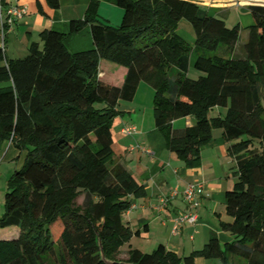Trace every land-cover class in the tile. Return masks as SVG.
<instances>
[{
    "label": "trees",
    "instance_id": "obj_1",
    "mask_svg": "<svg viewBox=\"0 0 264 264\" xmlns=\"http://www.w3.org/2000/svg\"><path fill=\"white\" fill-rule=\"evenodd\" d=\"M46 1L60 8L59 0ZM110 1L124 11L120 26L101 19L100 0L71 24V34L91 26V50L70 52L67 35L54 30L22 59H8L0 47V84H7L0 88V152L9 141L27 153L7 183L0 216V229L18 227L20 235L0 240V264H106L101 250L121 261L122 247L140 234L123 216L147 191L117 163L113 125L118 104L133 101L143 82L154 89L157 129L187 167H198L213 131H223L238 181L226 193L232 221L221 228L234 240L212 237L184 258L163 245L152 253L131 248L125 262L264 264V6L251 7L244 57H235L240 25L230 28L192 0ZM182 21L192 26L194 47L177 33ZM192 56L197 79L188 75ZM107 67L118 71L115 78ZM217 107L227 109L224 117L211 116ZM190 116L194 126L174 129Z\"/></svg>",
    "mask_w": 264,
    "mask_h": 264
},
{
    "label": "crops",
    "instance_id": "obj_2",
    "mask_svg": "<svg viewBox=\"0 0 264 264\" xmlns=\"http://www.w3.org/2000/svg\"><path fill=\"white\" fill-rule=\"evenodd\" d=\"M59 1L60 8L52 9L46 0H2L4 9L15 5L26 9V15L9 26L6 32L4 46L8 59L25 58L33 43H39L42 47L41 34L48 30L67 35L65 44L72 53L93 49L94 41L90 25L85 26L79 33L71 34L72 22L84 20L92 0ZM100 1L99 14L102 20L110 25L122 21L123 9L110 0ZM192 1L208 9L211 14L223 18L228 26L231 23L230 28L240 25V41L233 55L244 57L243 46L247 40L242 42V45L240 42L244 30L248 38V28L253 24L251 7L264 6V0ZM1 29L0 19V47L3 44ZM177 33L179 34L178 31ZM186 41L194 47L195 37L194 40ZM195 61L196 56H192L189 60V77L198 74ZM109 70L112 72L108 73V79L115 78L114 73L118 71ZM201 75L200 73L198 77ZM117 80L122 83L123 74ZM6 86L7 84H0V88ZM153 100L154 89L147 83H141L133 101H121L118 104L117 110L120 115L113 125V136L119 150L117 163L129 169L147 191L145 198L133 200L134 208L123 216L124 222L133 231L140 233L133 237L130 247L143 252L144 244L141 241L137 246L132 242L136 239H147L151 248L163 245L168 251L184 258L194 251L201 250L212 237H218L222 244L232 242L233 236L222 230L221 223L232 221L227 214L226 193L233 190L238 181L235 175L237 162L228 154L229 144L223 139V131L221 129L213 131L212 141L201 151V164L194 168L187 167L184 161L167 148L164 136L157 129ZM212 112H215L216 116L224 117L227 110L224 112L222 107H217ZM194 124L195 118L190 116L176 120L173 127L181 130ZM125 127H134L136 133L123 134L122 129ZM144 148L147 152L143 150ZM26 154L9 141L4 143L0 152V216L5 211L7 183L23 168ZM189 185L204 187L203 196L199 199L200 205L195 210L198 220L195 225L184 224L175 233L176 218L189 210L188 203L183 198V193ZM174 191H178L177 196L171 199L164 210H160V199L171 195ZM19 235L18 227L0 229V240L17 239ZM207 261L199 258L195 264H208Z\"/></svg>",
    "mask_w": 264,
    "mask_h": 264
},
{
    "label": "built area",
    "instance_id": "obj_3",
    "mask_svg": "<svg viewBox=\"0 0 264 264\" xmlns=\"http://www.w3.org/2000/svg\"><path fill=\"white\" fill-rule=\"evenodd\" d=\"M26 15V9L25 7H22L20 5H15L12 6L8 9H4L2 0H0V19L2 22V38H3V44L1 48L5 49L4 46V41H5V26H11L13 25L17 20L22 19ZM122 133L125 135H133L136 133V129L134 127H125L122 129ZM147 152V150L144 148ZM204 193V187L202 185H189L184 193H183V198L184 200L188 203L189 210L183 214H180L176 218V224H175V229L174 232L176 233L184 224H189V225H195L198 220V216L195 213V210L199 207L200 202L199 199L200 197L203 196ZM178 194V191H174L171 195L162 197L160 199V210H164L171 199L175 198ZM134 208L132 205L131 211Z\"/></svg>",
    "mask_w": 264,
    "mask_h": 264
},
{
    "label": "rangeland",
    "instance_id": "obj_4",
    "mask_svg": "<svg viewBox=\"0 0 264 264\" xmlns=\"http://www.w3.org/2000/svg\"><path fill=\"white\" fill-rule=\"evenodd\" d=\"M105 16V15H104ZM103 18H105V17H103ZM101 19H102V17H101ZM104 20V19H103ZM123 20V19H122ZM253 22H254V19H253ZM122 24V21H120L119 23H115V24H113V25H111V26H113V27H117V26H120ZM229 26H232L231 25V23H229ZM178 32H179V34L181 35V36H183L186 40H188V41H190L191 39L192 40H194V37H195V34H194V31H193V29H192V26L187 22V21H182L181 22V24H180V26H179V28H178ZM247 40V33H246V31L244 30V32L242 33V37H241V42H240V45H242V42H244V41H246ZM197 73L198 74H196V76L195 75H193L191 78H193V79H197L198 78V75H200V72L199 71H197ZM222 109H224V112H226V108H222ZM218 112V111H217ZM214 114H216L215 112L213 113L212 112V114H211V116H216V115H214ZM115 150H116V152L118 153V148H117V144L115 143ZM7 192V191H6ZM5 192V193H6ZM4 193V194H5ZM4 196V195H3ZM84 202V195H82L81 197H79V199H78V203L79 204H82ZM141 241V243H143L144 244V246H143V252H146V253H151L154 249H156L157 247H155V248H151V244H150V242H148V240L146 239V240H140V239H136V240H134L132 243L135 245V246H137V244L139 243ZM139 245V244H138ZM131 246V243H127V244H125L123 247H122V249H121V254H120V256H119V259L121 260V261H126L128 258H129V255L127 254V252L130 250V247ZM208 264H223L222 262H221V260H219V259H209L208 261ZM230 264H245V262H244V260H240V259H231V262H230Z\"/></svg>",
    "mask_w": 264,
    "mask_h": 264
},
{
    "label": "water",
    "instance_id": "obj_5",
    "mask_svg": "<svg viewBox=\"0 0 264 264\" xmlns=\"http://www.w3.org/2000/svg\"><path fill=\"white\" fill-rule=\"evenodd\" d=\"M101 257H102V260L106 263V264H114L115 262H112V261H109L105 258V254H104V251L101 250ZM118 264H134V263H129V262H125V261H120L118 262Z\"/></svg>",
    "mask_w": 264,
    "mask_h": 264
}]
</instances>
